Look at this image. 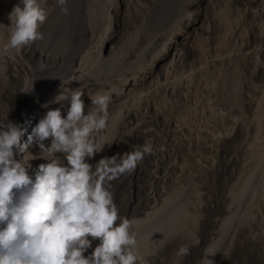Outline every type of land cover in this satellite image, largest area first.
I'll return each instance as SVG.
<instances>
[{"label":"bare ground","instance_id":"obj_1","mask_svg":"<svg viewBox=\"0 0 264 264\" xmlns=\"http://www.w3.org/2000/svg\"><path fill=\"white\" fill-rule=\"evenodd\" d=\"M118 1L122 6L127 4L120 8H126L121 17L115 0H68L69 15H62L54 0H47L49 15L39 29L44 40L17 54L14 50L5 51L3 45L9 35V13L19 0H0V75L7 70L3 65L8 59L16 70V79L25 73L20 96L41 95L47 103H62L65 111L72 90L82 89L85 114L92 108L90 96L109 94L108 123L105 130L97 133L98 149L100 137L112 138L117 124L125 127L124 135L129 137H163L162 150L165 146L172 150L185 144L189 152L187 168L180 167L171 182L160 180V190L152 183L153 177L148 180L147 191L152 196L147 210L141 219L131 220L130 230L136 233L141 248L158 246L157 239L163 236H152L156 239L149 241L141 227L153 224L159 228L165 217L159 215L160 203L167 201L169 205L168 200L176 199L177 210L188 217L178 233L184 236L186 245L197 237L200 212L209 198L204 192L207 184L202 174L213 167L222 140L231 137L236 127L244 139H258L264 133L258 126V121L264 122V0H250L252 4H246L245 9L231 0ZM202 22L206 25L205 35L191 44L188 36ZM171 38L178 42L172 43ZM29 59L32 63L27 62ZM31 81L32 90L24 92ZM222 112L227 115L222 116ZM191 148L206 150L210 157L191 153ZM242 167L234 182L226 187L224 204L228 206L213 221V236L200 264H218L228 241L223 229L235 227L231 204L244 172ZM191 169L194 174L186 172ZM166 175L163 172L162 178ZM255 189L251 196L260 210L264 208V191L260 195ZM239 203L233 205L234 212L240 208ZM228 214L229 220L221 226ZM173 231L165 234H177L178 230Z\"/></svg>","mask_w":264,"mask_h":264},{"label":"clouds","instance_id":"obj_2","mask_svg":"<svg viewBox=\"0 0 264 264\" xmlns=\"http://www.w3.org/2000/svg\"><path fill=\"white\" fill-rule=\"evenodd\" d=\"M54 2L62 15L70 14L68 0ZM47 6V0H19L13 6L5 51L18 54L44 40L39 29L49 15ZM33 81L24 92L32 90ZM83 94L82 89L71 91L66 115L63 106L47 110L26 141L20 125L0 124V264H143L132 222L120 217L111 192L94 178L92 165L86 162L98 151L94 134L107 127L111 97L90 96L92 108L85 114ZM33 142L42 154L39 159L47 163L30 175L29 161L37 156L17 157ZM57 153L63 154L66 164ZM151 154L146 142L126 154L120 171H134ZM93 241H99L94 248ZM188 254L187 246L176 252L178 257Z\"/></svg>","mask_w":264,"mask_h":264},{"label":"rangeland","instance_id":"obj_3","mask_svg":"<svg viewBox=\"0 0 264 264\" xmlns=\"http://www.w3.org/2000/svg\"><path fill=\"white\" fill-rule=\"evenodd\" d=\"M115 2L118 3V17H121L126 8H120L126 7L127 4H123L122 6L118 0H115ZM231 3L236 4V6L241 9H245L246 4H252L250 0H231ZM205 26L206 25L203 22L197 24V27L194 28L193 32H191L190 36H188L187 41H189L191 44H196L198 38H202L205 35L203 31ZM213 30L214 29L212 27V31ZM220 36H222V33H220ZM171 41L172 43L178 42L177 39L173 38H171ZM170 50L171 46L169 47V51ZM107 51H109V49L106 47V52ZM5 61L7 62H5V65L3 66L4 70L7 66V70H5L2 75H0V77H2V79L0 78V124H5L8 121H12L13 123L20 125L25 130L26 141L27 135L31 131V128L35 126L39 119L44 116L46 111L63 106V104L57 102H53V104L49 102L47 103L45 99L41 97V95L20 96L19 90L22 85V80L25 73H21V78L16 79L15 68L12 66L11 62H8V59ZM27 62L32 63V60L29 59ZM3 78H5L4 81ZM5 81L6 83L3 84ZM148 113V115H150L151 111L148 110ZM62 114H66V111L63 109ZM258 124V126H261L264 130V122L258 121ZM116 128L117 132L114 133L112 138L109 137V139L107 136H102L103 138L100 137L101 141L97 153H95L91 159L86 158V162L92 165L94 178L102 180L103 186L111 192L114 202L119 210L120 217L127 218L130 221L139 220L143 217V212L147 210V205L151 198L149 196H152L149 195V191H147L148 180L153 177L152 183H155L156 188L160 190V185H162V182H171V177L175 179L174 177H176L179 173L180 167L184 168V170L187 168L188 163L186 162V159L189 152H187L188 149L185 144L182 145V147L176 146L172 148V150H169V148L163 144L165 147L164 150H162L161 143H163L165 140L163 137L159 138L160 136L151 134H146L147 137L151 135L148 140L145 134H136L135 136L129 137L127 134L124 135L123 130H125V127L122 128V126L117 124ZM238 128L239 127L235 128L231 137L222 140L220 152L217 153L216 157H214L215 161L212 165L213 167H211V170H208L202 174L203 181H206L207 184L204 192L207 193L209 198L206 200L205 207H203L200 212L199 222L196 230V239L193 242H189L185 245L183 243V240H185L184 236H179L181 235L178 234L182 229L181 225L188 221V217H184L179 213L183 212L181 210H177V206H175L176 199L168 200L170 201L169 205L167 201L164 202L163 205L160 203L159 215L164 214L163 216L166 217L171 211L168 218L163 217L164 221L162 222V225L159 226V228H157L158 225L154 226L153 224H148L143 225V227H141V231L143 230L142 228H144L142 234L145 235V237L150 238L149 241H154L160 235L163 236L164 240L163 238L161 240L157 239L159 240V244H157L158 246L156 247L153 246L154 249H145L144 247L141 248L138 246V253L143 259V264H200L201 257L207 248L206 246L212 238L211 236H213V221L217 220L216 217H219L222 213H224L225 207L228 206H225L224 204L225 193L227 189L226 187L230 183L234 182L236 176L235 174H237L242 166V172L244 171L242 173L243 179L241 177V182H239L238 189L235 191V193H233L234 203L232 202L231 204V214L233 217L231 219L232 221H230L232 222V225H235V227L234 229L232 228L233 230L229 229L230 231L228 229H223V234L228 241L224 248V252H220L222 255L220 256L221 258L218 264H264V208L258 210V206H256L253 196H251L255 188L257 189V193H260V195L262 194L261 191H264V133L262 134L263 136L260 135L262 138L258 137L257 139V137H248L244 139V137H242L239 133ZM96 135L97 133L94 135L95 142L98 140V135ZM149 141L150 144H152L151 147L153 154L145 155L143 160L137 165L134 171H120L122 163L126 159V154L140 149L141 146ZM44 143L46 146H48L50 141L46 140ZM191 150V153L195 152V154H198V156L207 155L206 157H210L206 150L201 149L200 151H195L194 148H191ZM201 151L203 152L201 153ZM28 153L33 156H37V159L29 161V163L32 165V169L29 171V174L34 175L37 166L39 164L47 163V161L44 159H39L42 154L40 153V150L35 142L29 146L27 152L24 153L23 156H18L17 159H30L31 157L28 155ZM56 155L60 158L63 164H66L63 154L57 153ZM45 159L48 158L45 157ZM153 171H156V176L151 174ZM176 171L177 173H175ZM163 172L167 173L165 177V179L167 178L166 180L162 178ZM186 172H191L194 174L192 169ZM168 175L170 176L169 178ZM259 175L262 176L259 177ZM154 180L156 182H154ZM160 180L162 182L158 185ZM243 184H245V186ZM253 184L255 185L252 186ZM251 197L253 198L255 204H253ZM237 203L240 204V208L237 210V212H234L232 208L234 204L237 206ZM162 207L163 209H161ZM165 207L168 208L164 209ZM164 210H166L167 213L163 212ZM243 210L244 212L247 210V212L244 213L242 212ZM175 211L176 213H174ZM238 211H240L239 215H237ZM261 211L262 213H260ZM249 213H251L252 216L254 214V217L251 218V214ZM228 216L230 217V214L226 215L222 221L223 223L220 224L221 226H223V224L229 220L227 218ZM180 220L182 221L180 222ZM233 221L235 222L233 223ZM173 223L174 227L172 225ZM174 228L179 231L176 232L178 235L165 234L170 232L174 233ZM152 229L153 231H150ZM152 236L156 238L154 239ZM98 243L99 241H93L92 248H94ZM180 246H187L189 248V254L187 256H176V252ZM92 248H90L88 252L85 253L86 256L91 254ZM216 262L217 261H215L213 264H216Z\"/></svg>","mask_w":264,"mask_h":264}]
</instances>
